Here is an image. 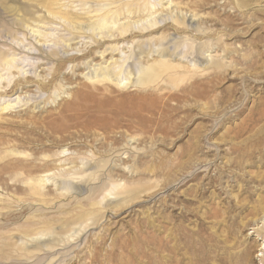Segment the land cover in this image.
Segmentation results:
<instances>
[{"label": "rangeland", "instance_id": "374dc122", "mask_svg": "<svg viewBox=\"0 0 264 264\" xmlns=\"http://www.w3.org/2000/svg\"><path fill=\"white\" fill-rule=\"evenodd\" d=\"M4 1L19 11L0 6V53L9 60L0 65V237L7 240L0 239V264H264V0H174L170 6L162 0L170 9L162 13L155 6L157 32L143 36L136 28L146 12H125L104 30L113 33L110 38L69 28L36 0ZM88 1L60 0L52 8L94 21L89 9L135 0ZM176 15L184 31L171 28ZM125 22L131 32L116 43L117 26ZM178 41L184 45L175 48ZM112 47L134 51L125 64L132 68L131 82L136 66L164 49L174 52L165 57L181 73L189 70L202 83L195 90H206L186 89L177 100L165 98L172 105L161 109L156 98L169 87L166 76L146 87L144 102L132 98L139 88L95 83L96 69L119 61ZM199 61H206V70ZM212 61L221 62L220 69ZM164 110L167 115L160 116ZM90 166L79 175H61ZM100 169L99 179L91 180L90 171ZM119 179L137 189L122 211L117 204L125 193L98 191ZM37 180L39 195L30 188ZM91 198L98 205L91 207ZM82 206L100 214L70 225L60 242L45 246L59 239L62 214L69 218ZM32 214L38 221L29 219ZM41 217L52 218L46 220L54 232L35 234L44 226ZM27 225L31 236L22 232Z\"/></svg>", "mask_w": 264, "mask_h": 264}, {"label": "bare ground", "instance_id": "6f19581e", "mask_svg": "<svg viewBox=\"0 0 264 264\" xmlns=\"http://www.w3.org/2000/svg\"><path fill=\"white\" fill-rule=\"evenodd\" d=\"M35 1V0H34ZM38 3H39V6H43L45 9H46V11L48 12V14H51V15H53V16H57V17H59L60 18V20L61 19H64V21H66L67 22V25L69 26V28H71V29H75V30H80L81 32L84 30V29H86V30H89L92 34H99V33H104V30H106V29H109L110 28V25L111 26H114L115 24H116V21L117 20H119L121 17V15H123V16H125V12L127 13V14H130V13H134V12H137V11H144V12H146V14H142L139 18H138V20L137 21H135L134 23H138L139 21H145V23L142 25V26H140L139 28H138V26H136V28L139 30V32L140 33H143V36H144V33H148L149 35L151 34V33H153V31H156L157 29H160L157 25H159V24H161V22L160 21H158V19L154 16V14H156L157 12H158V9L156 8V9H154L155 8V6L157 5H160V9H159V11L160 12H162L163 11V9L165 8H169V6H170V4L174 1V0H167L166 1V3L169 5V6H166V5H164V3L162 4V0H145L144 2H142V4H140L139 3V0H135V1H122V0H120V1H122L121 3H119L117 6H115V8H113V9H111V8H104V6H106V5H104L103 7H102V5L101 6H96L97 8H95V6H94V8L95 9H89V10H91V11H94V15L93 16H96V20H94V21H89L88 19H84V18H82V17H80L79 18V16L77 17L76 15H74V13L73 14H71L70 13V11L69 12H67V11H62L61 9H59V8H57V9H54V8H52V6H54L55 4H57L60 0H36ZM89 1H91V0H89ZM88 1V2H89ZM112 1V0H111ZM95 2V1H94ZM97 2V1H96ZM118 2V1H117ZM204 2V1H203ZM207 2H209V1H207ZM36 3V2H35ZM61 3V2H60ZM98 3V2H97ZM105 3V2H104ZM107 3V2H106ZM105 3V4H106ZM41 4V5H40ZM63 4V3H62ZM61 4V5H62ZM86 4V3H85ZM100 4V3H99ZM98 4V5H99ZM111 4V3H110ZM109 4V5H110ZM178 4V3H177ZM66 5H68L67 3H66ZM0 6L4 9V10H8V11H15L16 13H18V11H19V9L17 8H13V7H11V6H9L8 5V3L7 2H5L4 0H0ZM111 6V5H110ZM62 7V6H61ZM60 7V8H61ZM69 7V6H68ZM90 7V6H89ZM71 8V7H70ZM190 8V7H189ZM67 9V8H66ZM153 9V10H152ZM170 9V8H169ZM63 10H65V9H63ZM74 10V9H73ZM81 10V9H80ZM85 10H87V9H85ZM174 10H175V8H174ZM188 11V10H187ZM172 12H174V11H172ZM80 13V12H79ZM84 13V12H83ZM93 13V12H92ZM163 13V12H162ZM179 13V12H178ZM84 14H86V13H84ZM135 14V13H134ZM140 14V13H139ZM183 14V13H182ZM89 15V14H88ZM157 15V14H156ZM199 15V14H198ZM34 16V15H33ZM91 16V15H90ZM92 16V17H93ZM190 16V15H189ZM192 16V15H191ZM129 17V16H128ZM188 18V17H187ZM131 19H133V18H131ZM181 19V17H179V15L177 16H174V17H172V22H174L175 24H173V23H171V28H173L175 31H184L185 30V27L184 26H186V24H185V22H183L182 21V19ZM190 19V18H189ZM41 20H43V19H41ZM40 20V21H41ZM20 21L22 22V20L20 19ZM188 21V20H187ZM194 21V20H193ZM171 22V21H170ZM22 23H24V22H22ZM133 23V24H134ZM169 24V23H168ZM183 25V26H180V25ZM190 24V23H189ZM223 24V23H222ZM191 25V24H190ZM66 26V25H65ZM163 26V25H162ZM193 26V25H192ZM196 26H198V25H196ZM225 26V25H224ZM116 27V26H115ZM131 27H133L132 25H131V23L130 22H125V23H120L118 26H117V29H116V32H117V34H116V37L118 38V39H113L114 40V42H116V43H118L120 40H124L125 38H126V35L129 33V32H131ZM201 27V26H200ZM206 27V26H205ZM208 27V26H207ZM162 28V27H161ZM163 28H166V25H164L163 26ZM190 28H192V27H190ZM210 28V27H209ZM31 29V28H30ZM206 29V28H205ZM229 29V28H228ZM114 30V29H113ZM192 30V29H191ZM199 29L197 28V30L196 31H198ZM233 30H235V29H233ZM88 31V32H89ZM112 31V30H111ZM187 31V30H186ZM195 31V29H194V32L197 34V32ZM211 31V30H210ZM214 31V30H213ZM80 32V33H81ZM87 32V31H86ZM134 32V31H133ZM157 32V31H156ZM204 32V31H203ZM202 32V33H203ZM230 33H231V31H229ZM234 32V31H233ZM90 33V34H91ZM198 33H199V31H198ZM204 33H207V32H204ZM209 33V32H208ZM105 35L104 36H107L108 38H110L111 36H114L113 35V33L112 32H110V30H107V31H105V33H104ZM168 34V33H167ZM177 34V33H176ZM184 34V33H183ZM78 35V34H77ZM82 35V34H81ZM192 35V34H191ZM190 35V37H192ZM197 35H199V34H197ZM142 36V35H141ZM147 36V35H146ZM145 36V37H146ZM177 36H179V35H177ZM184 36V35H183ZM223 36H225V35H223ZM99 37V36H98ZM101 37H103V36H101ZM100 37V38H101ZM106 37V38H107ZM130 37V36H129ZM137 37V36H136ZM172 36H170V38H171ZM174 37V36H173ZM172 37V38H173ZM188 37V36H187ZM195 37V36H194ZM222 37V36H221ZM92 38V37H91ZM94 38V37H93ZM134 38H135V35H134ZM148 38V37H147ZM163 39H165V37H161L160 39H158V42H156V43H158V45H160V47H161V45L163 44V42H162V40ZM183 39V38H182ZM196 39H198V38H196ZM200 39V38H199ZM132 40V39H131ZM167 40H168V38H167ZM110 41V40H109ZM108 41V42H109ZM127 41V40H126ZM138 41V40H137ZM146 41V40H145ZM154 41V40H153ZM188 41V40H187ZM186 41V42H187ZM202 41H204V39L202 40ZM40 42V41H39ZM101 41H98L97 43H98V45L99 44H101L100 43ZM131 42V41H130ZM176 42V41H175ZM184 42H185V40H184ZM217 42V41H216ZM111 43H112V41H111ZM210 43V42H209ZM220 43H222V41L220 42ZM219 43V44H220ZM113 44V43H112ZM129 44V43H128ZM191 44V43H190ZM189 44V45H190ZM213 44V43H212ZM226 44V43H225ZM180 45V41H178L176 44H175V48H177L178 46ZM184 44H182V42H181V45H180V47L181 46H183ZM193 45V44H192ZM217 45V44H216ZM222 45V44H221ZM101 46H102V44H101ZM120 46V45H119ZM147 46V45H146ZM133 47V46H132ZM138 47H140V44H138V46H137V48ZM153 47V46H152ZM191 47V46H190ZM224 47V49H227V48H225V47H228V46H223ZM99 48V47H98ZM101 48V47H100ZM126 48V47H125ZM143 48V47H142ZM145 48V47H144ZM154 48V47H153ZM191 48H193L192 49V51H191V53H193V51L196 49H194V47H191ZM200 49L202 48L203 49V47H199ZM199 48H197V49H199ZM229 48H231L230 47V45H229ZM118 50V48H115V47H112V51L113 50ZM148 48H146V50H147ZM182 49V48H181ZM216 49V48H215ZM106 50V49H105ZM105 50H104V52H105ZM110 50V49H109ZM213 50V49H212ZM228 50V49H227ZM230 50V49H229ZM96 51V50H95ZM119 51V61H115V62H111L112 64H111V66H104V67H99L98 69H96L95 71H94V74H93V76H94V78H95V83H106V82H112V83H114V85L115 86H119V87H121V88H127V87H135V88H139V90L141 91V92H138V90L135 92V94H133L132 96H134V97H132L133 99H137V100H141L142 102H144L143 101V99L145 100V99H147V98H149V93H148V91H150V89H148V91H146V87H148V86H150V85H154V84H157L158 83V80H162L163 79V76H166L167 78L166 79H163L164 81H165V83L166 84H168L169 85V87H166V89H167V91L165 92V93H160V97H157L156 99H158L159 100V102L158 103H160L161 105H162V107H161V109H166V108H168V107H171V105L172 104H170V103H168L167 101H164L163 102V100L166 98V99H169V100H177V98H179V97H181V92L182 91H185L186 89H188V91H189V89H190V92H192L193 93V91H195L196 92V94H198V93H201L202 91L204 92L206 89H203L202 91H200V90H195L196 88H195V84H197V83H199V84H202L201 82H199L198 80H196V79H192V77H193V74L192 75H189L188 73H191V72H189V70H187V71H185V73H181V70H180V68H181V66L178 64V63H174V62H172L171 60L172 59H168V58H166L165 56V54H168L167 53V51L165 52L164 51V49H162V51H161V53H160V57L159 58H153L150 62L148 61V59H147V61H146V63H142L139 67L138 66H136V78H135V80L133 81V79H132V82L131 81H129L130 80V75H131V73H132V68H126V66L128 65H125L126 63H127V61H129V59L131 58V55H132V52H134V51H132L131 52V50H130V52L128 53V52H126V51H123V50H118ZM129 51V50H128ZM226 51V50H225ZM232 51V50H231ZM89 52H91V50H89ZM195 52V51H194ZM228 52H230V51H228ZM101 53V52H100ZM106 53V52H105ZM111 53V52H110ZM113 53V52H112ZM138 53V52H137ZM142 53V52H141ZM151 53V52H150ZM174 52H170L168 55L169 56H171L172 54H173ZM190 53V54H191ZM201 53V52H200ZM206 53V52H205ZM204 53V54H205ZM231 53V52H230ZM90 54V53H89ZM154 53H152V55H153ZM180 54V53H179ZM227 54H229V53H227ZM110 55V54H109ZM186 55V54H185ZM220 55V54H219ZM232 55V54H231ZM100 56V55H99ZM105 56V55H104ZM136 56V55H135ZM134 56V57H135ZM144 56V55H143ZM188 56H189V53H188ZM212 56V55H211ZM221 56V55H220ZM110 57V56H109ZM113 57V56H112ZM148 57V56H147ZM155 57H156V55H155ZM202 57V56H201ZM217 57V56H216ZM230 57V56H229ZM75 58H77V56H71V57H69V59H75ZM149 58V57H148ZM68 59V60H69ZM80 59V58H79ZM146 59V58H145ZM189 59V58H188ZM203 59H205V60H207L206 59V57L205 58H203ZM211 59V58H210ZM193 60V59H192ZM194 60H196V59H194ZM74 61V60H73ZM92 61V60H91ZM204 61V60H203ZM219 61V60H218ZM221 61V60H220ZM189 62V61H188ZM9 63V60H5V57H4V54L3 53H0V65H2V66H4V65H6V64H8ZM90 63V62H89ZM221 63V62H220ZM220 63H217V62H211V64L214 66V67H216V68H219L220 69V67H221V65H220ZM222 63H223V61H222ZM199 64L203 67V69L204 70H206L207 68L205 67L206 65H207V63H206V61L203 63V62H201V61H199ZM224 64V63H223ZM97 65V64H96ZM95 65V66H96ZM108 65V64H107ZM125 65V66H124ZM194 65H195V63H194ZM226 66V65H225ZM124 67H125V69H124ZM201 67V68H202ZM210 68H212V67H210ZM227 68V67H226ZM209 69V68H208ZM222 70V69H221ZM228 70V69H227ZM197 72V71H196ZM222 72H224V69H223V71ZM198 73V72H197ZM206 74V73H205ZM92 75V74H91ZM189 75V77H187ZM223 75V74H222ZM53 77V76H52ZM63 77V76H62ZM218 77V76H217ZM222 77V76H221ZM56 78V77H55ZM192 79V80H191ZM189 80H191V81H189ZM20 81H22V80H18V81H16L15 83H13L12 85H11V87L9 88V91H10V89L11 90H13V88H14V86L16 87V85H19L18 83L20 82ZM51 81V80H50ZM38 82V84H40L41 86L42 85H46V83L44 82V81H41V80H39V81H37ZM47 82V81H46ZM183 82H186L185 83V85L183 86H181L180 87V85L183 83ZM163 83V82H162ZM164 83V84H165ZM15 84V85H14ZM22 84V83H21ZM99 84V85H100ZM160 84V83H159ZM113 85V84H112ZM167 85V86H168ZM152 87V86H151ZM143 88V89H142ZM203 88V87H202ZM162 89H164L162 86H160V87H158V90H162ZM120 90V89H119ZM158 92V91H157ZM83 93H84V91H83ZM92 93V92H91ZM88 94V93H87ZM93 96V95H92ZM110 97V96H109ZM125 98V97H124ZM131 98V97H130ZM110 99V98H109ZM115 99V98H114ZM132 99V100H133ZM119 101V100H118ZM140 101V102H141ZM163 103V104H162ZM6 106H8V104L6 105ZM5 108H7V107H4V109ZM171 109V108H170ZM63 110H65V109H63ZM165 112H163V111H161V113L163 112V114H161L160 116H163L164 115V113L166 114V110H164ZM169 111V110H168ZM167 115V114H166ZM165 116V115H164ZM151 118V117H150ZM148 119V118H147ZM2 120V119H1ZM6 120V119H5ZM129 135V134H128ZM13 150V149H12ZM11 150V151H12ZM7 151V150H6ZM64 150H62V151H60V153H62ZM15 153V152H14ZM59 153V152H58ZM13 154V153H12ZM17 154V153H16ZM21 154V153H20ZM18 155V154H17ZM8 156V155H7ZM46 156V155H45ZM50 156V155H49ZM57 156V155H56ZM51 157H53V156H51ZM35 159V158H34ZM30 160V159H29ZM20 161V160H19ZM72 161V160H71ZM26 162V161H25ZM48 162V161H47ZM55 162V161H54ZM65 164H68V163H65ZM73 164V163H72ZM58 165V164H57ZM43 166V165H42ZM54 166H56V165H54ZM57 167V166H56ZM104 168L105 167V163L103 164V165H99L98 164V168ZM27 168H28V166H27ZM40 168V167H39ZM53 168H55V167H52V169ZM91 169V166L90 167H88V168H86V169H79L78 171H74V172H72L71 171V169H67V170H63V172H61V175L62 176H67V175H69L70 173H72L73 175H79L80 173H83V172H85V171H87V169ZM23 169V168H22ZM59 169V168H58ZM98 170V171H90V172H93L92 174L90 173L89 174V176H90V179L91 180H93V181H95V180H97V179H99V177H100V175H101V173H102V170ZM11 170H12V168H11ZM18 170V169H17ZM26 170V169H25ZM60 175V174H59ZM43 176V175H42ZM47 176V175H46ZM72 177V176H71ZM24 180V179H23ZM123 181V183L121 184V182L120 181ZM31 182V181H30ZM40 182H41V180H37L36 182H32L31 183V186H30V188L33 190V192H34V194H37V195H39L40 193L37 191V186H39L40 185ZM71 185H70V183H68V182H63V187L64 188H68V187H70ZM130 186V183H128L126 180H123V179H119V181H117V180H109V182H108V185L107 184H105V183H102V185L98 188V191L99 192H102V191H107V193H110L111 191H116V193L117 194H122V193H125L127 196H126V198L122 201V202H120V203H118L117 205V208H118V210L117 211H120L123 207H125V205H126V203H127V201H129V200H131V199H133L134 197H135V194L137 193V189L136 188H132V189H129L128 187ZM146 186H148V185H146ZM151 189V188H150ZM63 190V189H62ZM92 190V189H91ZM59 191H61V190H59ZM97 191V190H96ZM96 193V192H95ZM65 194V193H64ZM102 194H104V193H102ZM31 195V194H30ZM49 195V194H48ZM55 195V194H54ZM95 195V194H94ZM57 197V196H56ZM88 197H89V195H88ZM93 197V196H92ZM34 198V197H33ZM32 197H31V199H33ZM90 198V197H89ZM98 199H100V198H98ZM136 199V198H135ZM49 200H50V198H49ZM80 200V199H79ZM87 200V199H86ZM89 200V205L91 206V207H94V206H96V205H98L97 204V202L98 201H96L95 199H88ZM0 201H2V200H0ZM43 201V200H42ZM52 201V200H51ZM77 201H78V199H77ZM132 201V200H131ZM135 201V200H134ZM76 202V201H75ZM118 202V201H117ZM132 203V202H131ZM79 204H82V203H80V201H79ZM63 205V204H62ZM70 205V204H69ZM77 205H78V203H77ZM2 206V205H1ZM84 206V205H83ZM80 207V209H79V211H76V213H75V215L74 216H71V217H69V218H67V217H65V214H62L61 212V214L62 215H64L63 216V218L61 219V223H59V224H61V228H60V232H56L57 233V235L59 236V239H56V240H47L48 242H46V244H45V246H48V247H50V248H52L54 245V243H55V241L56 242H60L62 239H61V237H62V235H64L65 233H67L68 231H69V229L71 228L70 227V225H72V224H78V223H81V222H83L84 223V221L86 220L87 221V219H92V220H95V218H97L98 217V215L100 214V210L98 209V208H87V209H85L84 207ZM115 206V205H114ZM64 207V206H63ZM72 208V207H71ZM8 209V208H7ZM7 209H5V210H7ZM63 208H61V210H62ZM65 209V208H64ZM72 209H74V208H72ZM76 209H77V206H76ZM1 210V209H0ZM2 210H4V209H2ZM78 210V209H77ZM7 211H9V210H7ZM39 211V210H38ZM65 211V210H64ZM71 211V210H70ZM122 211V210H121ZM1 212V211H0ZM35 213V212H34ZM39 213H42V212H39ZM44 213V212H43ZM42 213V214H43ZM58 213V212H57ZM38 214V213H37ZM70 214V213H69ZM68 214V215H69ZM114 214V213H113ZM35 215H36V213H35ZM41 215V214H40ZM44 215V214H43ZM42 215V216H43ZM57 214H55L53 217H55ZM45 216V215H44ZM51 216V217H52ZM36 217V216H35ZM51 217H48V218H42V220L44 219V221H42V223L44 224V226L43 225H41V227H43V228H41V229H39L35 234L37 235V233L38 234H40V235H44V234H50V233H52V232H54V226H53V224H51V222L50 221H47L46 219H49V218H51ZM3 218V217H2ZM1 218V219H2ZM31 218V220H36V218L34 219L33 218V214H32V216L31 217H29V219ZM33 218V219H32ZM38 218H40V216L38 217ZM57 218V217H56ZM52 219V218H51ZM28 220V219H27ZM30 220V221H31ZM46 220V221H45ZM29 221V220H28ZM36 221H38V219L36 220ZM35 221V222H36ZM41 221V220H40ZM52 221V220H51ZM33 222V221H32ZM34 223V222H33ZM35 224H37V223H35ZM3 225V224H2ZM16 225V224H15ZM26 225V224H25ZM56 225V224H55ZM13 226V225H12ZM24 225L22 224V226H21V228L23 227ZM40 226V225H39ZM38 226V227H39ZM19 227V226H18ZM37 227V226H36ZM21 228L19 229V230H21ZM34 228V227H33ZM54 228V229H53ZM3 229V228H2ZM15 229H18V228H15ZM36 229V228H35ZM10 231H12V230H10ZM10 231H6L7 232V237H8V235H12V233L11 234H8ZM15 231V230H14ZM3 232V231H2ZM1 232V233H2ZM21 232V231H20ZM22 232L23 233H25L26 235H30V234H32L33 233V229H31V225H27L26 227H24L23 228V230H22ZM0 233V234H1ZM2 235H4L5 236V234H2ZM33 235V234H32ZM42 235V236H43ZM14 236V235H13ZM31 236V235H30ZM6 237V238H7ZM12 237V236H11ZM11 237H10V239H11ZM9 238V237H8ZM65 238V237H64ZM0 239H1V237H0ZM10 239H8L9 241H10ZM21 239V238H20ZM24 239V238H23ZM27 239V238H26ZM2 240H3V237H2V239H1V242H2ZM3 241H7V240H3ZM11 241H14V239H11ZM42 242V241H41ZM4 243H6V242H4ZM15 243V242H14ZM20 243V242H19ZM22 243V242H21ZM36 243V242H35ZM16 244V243H15ZM22 244H24V243H22ZM7 245V244H6ZM10 246V245H9ZM19 248L20 249H23V250H25V247H21V246H19ZM18 248V249H19ZM41 247L38 245L37 246V248L36 249H40ZM7 249V248H6ZM9 249V248H8ZM11 249H13L12 248V246H11ZM15 249V248H14ZM3 250V249H2ZM5 250V249H4ZM16 250V249H15ZM23 250H21V251H23ZM43 250V249H42ZM20 251V252H21ZM35 251V250H34ZM39 251H41V250H39ZM12 252H14V251H12ZM20 252H18V253H20ZM28 253H31V251H27ZM245 251H243L241 254H240V256H239V258H241V257H243L244 256V254H246V253H244ZM23 253V252H22ZM1 255H3V254H0V256ZM19 255V254H18ZM20 255H21V253H20ZM23 255V254H22ZM4 256V255H3ZM17 256V255H16ZM31 257V256H30ZM5 258V257H4ZM33 258V257H32ZM30 259V258H29ZM237 263V262H236ZM28 264V263H27Z\"/></svg>", "mask_w": 264, "mask_h": 264}]
</instances>
